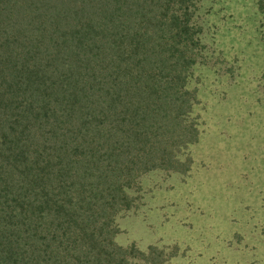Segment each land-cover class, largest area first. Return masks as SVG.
<instances>
[{"label": "trees", "instance_id": "1", "mask_svg": "<svg viewBox=\"0 0 264 264\" xmlns=\"http://www.w3.org/2000/svg\"><path fill=\"white\" fill-rule=\"evenodd\" d=\"M200 0H0V264H167L115 219L186 173ZM264 15V0H252Z\"/></svg>", "mask_w": 264, "mask_h": 264}, {"label": "rangeland", "instance_id": "2", "mask_svg": "<svg viewBox=\"0 0 264 264\" xmlns=\"http://www.w3.org/2000/svg\"><path fill=\"white\" fill-rule=\"evenodd\" d=\"M196 15L190 169L141 175L114 239L176 246L167 264H264V15L252 0H200Z\"/></svg>", "mask_w": 264, "mask_h": 264}]
</instances>
